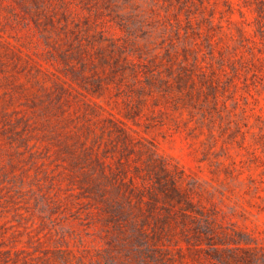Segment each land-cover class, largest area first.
<instances>
[{"label":"rangeland","instance_id":"obj_1","mask_svg":"<svg viewBox=\"0 0 264 264\" xmlns=\"http://www.w3.org/2000/svg\"><path fill=\"white\" fill-rule=\"evenodd\" d=\"M0 264H264L254 0H0Z\"/></svg>","mask_w":264,"mask_h":264},{"label":"trees","instance_id":"obj_2","mask_svg":"<svg viewBox=\"0 0 264 264\" xmlns=\"http://www.w3.org/2000/svg\"><path fill=\"white\" fill-rule=\"evenodd\" d=\"M256 5V11L258 12L259 16H264V11L262 10V6H264V0H254ZM183 194L178 191L175 187L170 189V194L164 195V200H171V199H181Z\"/></svg>","mask_w":264,"mask_h":264}]
</instances>
